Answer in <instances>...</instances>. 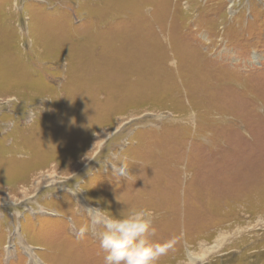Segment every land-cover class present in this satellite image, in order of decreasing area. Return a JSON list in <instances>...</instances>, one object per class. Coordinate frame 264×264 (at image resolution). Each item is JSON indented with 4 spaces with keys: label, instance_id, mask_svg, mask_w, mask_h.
I'll list each match as a JSON object with an SVG mask.
<instances>
[{
    "label": "rangeland",
    "instance_id": "obj_1",
    "mask_svg": "<svg viewBox=\"0 0 264 264\" xmlns=\"http://www.w3.org/2000/svg\"><path fill=\"white\" fill-rule=\"evenodd\" d=\"M131 207L157 264H264V0H0V264Z\"/></svg>",
    "mask_w": 264,
    "mask_h": 264
},
{
    "label": "clouds",
    "instance_id": "obj_2",
    "mask_svg": "<svg viewBox=\"0 0 264 264\" xmlns=\"http://www.w3.org/2000/svg\"><path fill=\"white\" fill-rule=\"evenodd\" d=\"M153 219L154 212L147 207H131L123 214L105 217L98 234L104 264H157L171 245L151 239Z\"/></svg>",
    "mask_w": 264,
    "mask_h": 264
},
{
    "label": "bare ground",
    "instance_id": "obj_3",
    "mask_svg": "<svg viewBox=\"0 0 264 264\" xmlns=\"http://www.w3.org/2000/svg\"><path fill=\"white\" fill-rule=\"evenodd\" d=\"M104 133H105V132L103 131V133H99V134H97V135H96V139L99 140L100 138L98 137V135H104ZM105 137H106V135H105ZM101 140H102V139H100V141H101ZM33 188H34V187H33ZM220 236H221V235H220ZM223 236H224V235H223ZM221 239H222V238H221Z\"/></svg>",
    "mask_w": 264,
    "mask_h": 264
}]
</instances>
